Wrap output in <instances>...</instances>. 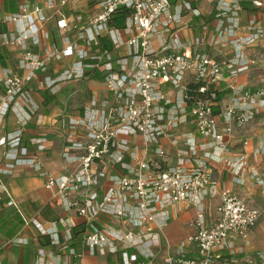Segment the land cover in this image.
Listing matches in <instances>:
<instances>
[{
    "label": "built area",
    "instance_id": "obj_1",
    "mask_svg": "<svg viewBox=\"0 0 264 264\" xmlns=\"http://www.w3.org/2000/svg\"><path fill=\"white\" fill-rule=\"evenodd\" d=\"M196 1L99 0V8L87 18L82 14L71 19L61 15L56 21L61 33L74 34L70 41L75 57L58 75L46 74L40 87L53 89L61 82L88 77L89 70L99 71L110 95L101 101L93 98L82 116L61 118L59 129L69 142L64 154L73 158L77 167L59 176L44 172L46 187L57 188L64 206L76 208L86 218L84 241L92 251L117 252L120 246L136 247L146 257L126 255L123 264H152L156 253L152 248L161 243L169 207L182 201L196 207L192 221L195 232L188 241L197 245L199 255L188 257L181 248L166 257V264H264V253L241 261L225 256L224 251L234 252L237 239L249 238L264 208L221 187L210 165L195 159L194 139H187L188 148L179 151L177 163L170 167L139 157L140 147L131 139L141 136L147 148L158 144L162 136L173 137L182 123L192 120L198 133L212 143L214 158L222 159L228 147L227 136L236 128H244L264 108V85L251 89L237 81L240 74L260 69L259 60L248 56L246 50L264 37V24L252 19L247 24L248 33L240 34L243 0H219L213 29L205 23L200 34L182 35L181 29L187 26L184 13L202 15L194 5ZM252 2L254 6L263 5L261 0ZM67 3L62 0V4ZM48 7H55L53 0L48 1ZM121 9L129 13L124 26L118 27L111 21ZM48 18L38 3L31 9L21 5L18 12L1 17V21L16 25L13 34H4L3 44L26 45L29 40L39 44L40 23ZM104 37L111 41V48L99 47ZM227 46L231 48L228 57L216 54V50ZM64 54L65 47L57 45L48 48L44 57L26 50L20 66L28 74L6 69L0 76L4 88L0 91V176L13 172L17 165L43 168L41 153L47 148V138H32L31 146L23 140L25 125L38 110L28 81L37 71L46 72L48 63L62 59ZM223 82L232 97L227 107L217 112ZM163 84H168L172 92ZM12 110L17 112V128L6 131L5 118ZM81 127L85 134L80 132ZM70 149L80 153L73 155ZM126 152L135 158L134 164L125 161ZM156 152L165 154L159 146ZM107 157L120 163L126 172L108 174L101 168ZM227 163L238 175L246 168L247 157L242 154ZM252 175L256 183L264 185L258 170H252ZM104 179L110 184L103 188ZM0 188L5 190L1 178ZM100 189L104 191L101 200ZM205 197L218 199L211 224L207 222ZM102 216L119 219L122 228L104 223L99 226ZM44 231L50 235L51 246L69 249L70 235L64 242L56 228ZM40 251L37 264H46L45 250ZM66 256L75 259L63 264H79L74 248Z\"/></svg>",
    "mask_w": 264,
    "mask_h": 264
},
{
    "label": "crops",
    "instance_id": "obj_2",
    "mask_svg": "<svg viewBox=\"0 0 264 264\" xmlns=\"http://www.w3.org/2000/svg\"><path fill=\"white\" fill-rule=\"evenodd\" d=\"M7 1L9 0H0V76L6 69H12L20 75L28 74V71L20 66L26 50L44 57L48 48L52 49L57 45L65 47V54L60 60H51L46 72L37 71L28 81V87L33 90L32 96L38 104V110L25 125L23 140L31 146L32 138L46 137L47 148L41 153L42 169L37 170L28 165H17L13 172L0 176L5 187V190L0 188V264H37L41 258V249L45 250L46 264H63L66 260H74L73 257L66 258L68 257L66 255L70 253V248H74L79 254L76 258L79 264H123L126 255L145 259V255L139 252L136 247L120 246L117 252L102 253L99 249L92 251L84 241V235L88 228L86 218L80 215L76 208L67 209L64 206L57 188L46 187L47 175L45 173L47 171L59 176L69 174L77 167L73 158L66 157L64 154L68 149L69 142L65 140L59 129L61 118L82 116L86 106L93 98L101 101L110 95L101 72L100 78L89 75L79 80L61 82L53 89L40 87L46 74L58 75L60 70L68 66L75 57L70 41L71 38H74V34L61 33L57 27V18L65 15L71 19L79 14L87 18L99 8V0H68L67 4H62V0H53L54 8L48 7L49 0H15V12L19 11L21 5H26L31 9L38 3L43 6L45 14L50 16L46 21L40 23V43L35 44L29 40L26 45L3 44L4 34L11 35L16 29L14 23L1 21V17L12 13L6 8ZM218 1L199 0L194 2V5L202 11V15L196 16L193 12H185L184 23L187 26L181 29L182 35L200 34L205 23H208L210 29H213L217 23L215 14ZM261 1L263 5L259 7L254 6L252 0L242 1L244 9L240 17V34L248 33L247 24L252 19L264 24V0ZM172 10L175 11V6ZM259 46H264V37L248 47L247 51L252 47L261 48ZM230 49V46L224 47L221 51L216 50V54L228 57ZM257 68L240 74L237 81L248 88L256 89L257 87L250 86V78L252 72ZM263 79L261 80L262 85H264ZM163 88L168 91V84H163ZM3 89V85L0 84V91ZM231 97V90L227 83L223 82L220 86L219 100L216 103L217 112L227 107ZM221 119L220 123L223 125V118ZM16 121L17 112L12 110L5 118L4 130H16ZM69 131L70 129L66 130V132ZM80 132L85 134L82 127ZM188 138H192L196 142L195 159L206 161L210 165L213 177L221 187L240 194L254 206L264 208V185L256 183L252 175V170H258L260 177L264 179V150L260 149L264 146V108L244 128H236L232 134L227 136L228 147L222 153V159L214 158L212 143L209 144V140L198 133L192 120L182 123L175 130L173 137L162 136L158 144L147 148L141 136H133L131 139L140 147L139 157L146 156L149 160L159 161L164 167H170L177 163L179 151L188 148ZM174 139L177 140L176 143L173 142ZM158 146L165 150L164 155L161 156L156 152ZM70 153L77 155L80 151L70 149ZM242 154L247 157V165L240 174L236 175L231 171L227 162ZM134 159L130 153L126 152L125 161L134 164L136 162ZM101 168L106 169L108 174L126 172L120 163H114L109 157L106 158L105 163H101ZM109 184V180H103V188ZM103 193V189H100L99 200L102 199ZM217 201L218 199L215 197H205L204 199L207 222L210 224L215 217ZM168 212L167 223L161 232V243L152 248L156 252L152 258V264H166V257L169 254L178 253L181 248H184L188 257H198L199 255L195 243L188 241L185 247L179 243L182 238L187 236L189 238L195 232L192 221L196 217V207L188 201H182L170 206ZM101 221L97 223L100 226L104 223L115 228H122L121 222L117 218L102 216ZM39 223L43 228L39 226ZM44 228H56L61 235V241L64 242L70 235L69 249L64 251L60 247L51 246L50 235L44 231ZM234 248V252L224 251L225 256L241 261L246 256H257L259 253H264V213L252 228L249 238L247 240L237 239ZM60 254H62L61 258Z\"/></svg>",
    "mask_w": 264,
    "mask_h": 264
},
{
    "label": "rangeland",
    "instance_id": "obj_3",
    "mask_svg": "<svg viewBox=\"0 0 264 264\" xmlns=\"http://www.w3.org/2000/svg\"><path fill=\"white\" fill-rule=\"evenodd\" d=\"M261 48H257L256 47H252V48H249V50L247 52V55L248 56H251V57H254V58H257L259 61H260V69H256L252 72V76L250 78V86L252 87H258V86H261L262 85V78L264 76L263 74V71H264V46H259ZM221 56V55H220ZM180 245H182V247H185L187 246V243H188V236L187 237H184L180 240Z\"/></svg>",
    "mask_w": 264,
    "mask_h": 264
},
{
    "label": "trees",
    "instance_id": "obj_4",
    "mask_svg": "<svg viewBox=\"0 0 264 264\" xmlns=\"http://www.w3.org/2000/svg\"><path fill=\"white\" fill-rule=\"evenodd\" d=\"M15 0H9L7 1L6 3V8L14 13L16 11V8H15ZM245 6V5H244ZM129 11L127 9H121L119 10L117 13H115V15L113 16V19L111 21V24H114L118 27H122L124 26L125 24V20H126V16L128 15ZM101 48H111L112 47V44H111V41L108 39V38H102L100 40V46ZM89 75L93 76V77H99L100 76V72L99 71H88L87 72ZM100 78V77H99ZM100 226V225H99Z\"/></svg>",
    "mask_w": 264,
    "mask_h": 264
}]
</instances>
